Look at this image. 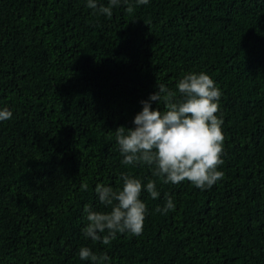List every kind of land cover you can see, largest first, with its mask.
<instances>
[{"label":"trees","instance_id":"16d2710c","mask_svg":"<svg viewBox=\"0 0 264 264\" xmlns=\"http://www.w3.org/2000/svg\"><path fill=\"white\" fill-rule=\"evenodd\" d=\"M112 11L0 0V110L13 113L0 122V264H91L81 247L106 264H264V0H121ZM199 72L222 93L223 179L201 190L123 165L116 129L135 127L157 85L177 91ZM122 174L145 186L143 234L93 242L84 207L110 211L95 187L122 190ZM169 196L175 210L157 212Z\"/></svg>","mask_w":264,"mask_h":264},{"label":"clouds","instance_id":"9594fccd","mask_svg":"<svg viewBox=\"0 0 264 264\" xmlns=\"http://www.w3.org/2000/svg\"><path fill=\"white\" fill-rule=\"evenodd\" d=\"M120 3L121 0H109L108 6L97 7L96 0H87V7L110 18L113 7ZM148 3L149 0H136L138 5ZM127 11L132 12L133 7L128 6ZM157 88L147 101H141L142 111L133 120L135 127L116 129V141L123 156L121 163L153 168V176L162 178L166 184L188 181L201 190L210 189L224 176L218 170L224 163L225 141L223 119L217 115L221 90L204 72L183 76L176 84L177 91L163 84ZM161 100L165 110L152 109L151 102L160 103ZM12 115L8 108L0 110V122L10 120ZM121 179L122 190L104 184L95 187L100 204L110 211H95L89 205L84 207L87 224L82 232L93 242L110 245L118 234H143L148 208L140 197L145 186L140 179L127 174H122ZM82 190H87L86 184L82 185ZM146 191L152 199L159 196L153 180L148 181ZM174 210L171 196L167 197L163 209H156L165 215ZM78 255L80 260L91 264H106L110 259L107 253L97 255L88 247H81Z\"/></svg>","mask_w":264,"mask_h":264}]
</instances>
